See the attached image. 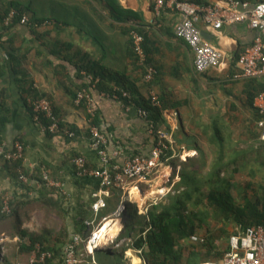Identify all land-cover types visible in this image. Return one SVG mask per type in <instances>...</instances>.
Listing matches in <instances>:
<instances>
[{
  "label": "crops",
  "instance_id": "crops-1",
  "mask_svg": "<svg viewBox=\"0 0 264 264\" xmlns=\"http://www.w3.org/2000/svg\"><path fill=\"white\" fill-rule=\"evenodd\" d=\"M118 1L123 8L140 12L144 20L142 25L149 31L150 38L146 40L148 57H140V60H148L156 70L158 69L157 76L153 80L154 86L150 91L138 78L141 76L138 70L141 72L143 67L140 70L138 63L136 64L127 54L126 38L120 34L117 26L119 23L110 22L108 15L109 22L98 23L104 30L95 32L102 37L107 46L106 52H103L104 50L94 42L93 38L78 31L76 33L63 22L59 26L60 30H55L51 24H45L37 27V34H33L24 25H19L16 29L18 31H15L22 33L14 35L12 45L20 48L21 54H28L27 60H24L25 69L33 77L35 86L41 94L47 95L45 99L57 108L63 122L73 125L76 130L79 129V134L76 133L74 137L53 134L41 128L40 123L29 112L12 64L8 65L7 56L0 53L4 66V73L0 77V102L9 109L10 116L3 148L12 151L17 141H20L19 138H22L24 169L30 173H33L37 167L46 169L51 178L63 183L62 190L46 185L38 186L35 182L25 187L15 179L14 168L7 169L1 166L0 196L6 194L13 198L17 195L19 198L17 203H19L24 199L31 198L32 201L33 197H37L35 188L45 193L48 191L49 193L46 194L48 200L51 201L53 198L59 202L67 214L70 239L64 245L63 254L66 245L75 235L85 239L106 217L114 213L127 196L126 192L119 188L106 189L104 195L107 206L96 212L93 209L96 200L94 193L101 190V180L80 174L79 167L74 162L75 158L82 156L86 158L89 167H102L98 152L93 146L92 134L88 129L90 118L83 108L75 105L68 88L69 86L76 88L78 82H81L78 76L81 72L72 61L66 59L65 54L68 53L74 60L79 61L81 53L77 51L80 49L90 50L92 58L98 60L104 69L114 74L118 73V78L134 79L137 82L134 92L138 99L143 98L151 105V92L154 91L159 95L161 103L163 99L165 100L167 108L162 112L164 124L159 128L167 129L172 133L171 148L174 156L186 161L188 158H197L200 153L206 158L205 172L208 169L219 168L223 177L236 183L238 192H235V196L239 201H245V197L251 200L260 198L264 201V141L258 126L261 102L258 96L253 103L249 99V93L258 90L259 84L264 79L235 77L239 71L240 54L253 44L259 31L245 22L226 24L216 29L200 21L198 26L203 38L217 48L221 63L206 72H198L195 67L194 49L176 35V26L181 20V15L177 11L164 7L158 12L154 0ZM202 1L208 2L198 3L220 2V0ZM28 4L35 12L33 0ZM65 28H70L68 31L70 33ZM69 42L74 43V46L66 50L65 44ZM150 64L147 66L150 67ZM107 83L108 87L112 85L111 82ZM91 97L93 105L98 110L100 130L106 137L108 151L111 154L120 152L115 157L117 163L122 165L136 155H151L155 146V140L149 131L152 121L139 114V109L142 107L133 101L127 102L112 97L106 91L95 90ZM158 185L153 184L154 187ZM47 188L54 189L55 194H51L54 191ZM32 203L35 207L22 203L18 207L21 210L20 215L13 217V220L19 218V226L30 232L41 233L43 228L38 229L39 225L33 223L36 209L40 204ZM82 218L87 232L78 230L80 224L77 226V221ZM14 237L19 243V236ZM7 244L6 241L2 245L6 258L10 262L18 263L16 259L9 257ZM41 249V245H38L33 253L41 257L42 254H39ZM110 251L113 256L114 252ZM47 252L53 253L50 250ZM95 255H97L96 260L98 259L101 264L99 252H95ZM64 256L62 262L66 264ZM32 258L33 256H30L29 262ZM55 263H57L56 259Z\"/></svg>",
  "mask_w": 264,
  "mask_h": 264
},
{
  "label": "trees",
  "instance_id": "trees-1",
  "mask_svg": "<svg viewBox=\"0 0 264 264\" xmlns=\"http://www.w3.org/2000/svg\"><path fill=\"white\" fill-rule=\"evenodd\" d=\"M83 1L93 10V12H95V14H97L101 22H109L107 18L108 15L111 19L110 22L119 23L117 26H119L120 34L126 38L125 43L127 54L135 60L136 64L138 63L137 66L140 70L143 67L141 72L138 70V72L141 73V76L138 78L143 83L144 87L150 91L154 86L153 80L157 76V72L150 81L146 79V74L148 73L147 64H150V61H141L136 50L135 33L142 36L143 40L141 42V47L144 50L145 56L148 57L146 40L150 38V34L142 25L144 20L141 13L132 9L123 8L118 0ZM195 1L208 2L202 0ZM249 1L264 2V0ZM12 9L17 10V14L14 16L13 20H11L10 24H6V18ZM24 16H27L28 21L23 22ZM62 22L65 23L64 25L67 27H71L76 33L78 31L80 34L93 38L94 42L104 50L103 52L108 50L107 46L101 39L102 37L88 29L86 30L83 26L77 27L75 23L62 21L54 16H38L36 12H33L30 4H24L16 0L6 3L0 0V53H3V56H7L8 65L12 64L16 74L17 83L22 88L29 112L33 118L37 115L34 110V102L47 98V95L44 93L41 94V91L35 86L33 77L28 70L25 69L24 60H27L28 54H21V49L12 45L14 44V35L20 33H15V31H18L16 29L19 25H24L27 26L33 34H37V27L45 24H51L54 26L55 30H60L59 26ZM65 29H67L68 32L70 28ZM71 33L73 32L71 31ZM65 46L66 50H69L74 46V43L69 42L65 44ZM77 53H81L79 61L74 60L73 56L68 53L65 54L66 59L72 61L82 74H78L81 82H78L79 84L76 88L68 87L72 94L69 95L73 97L75 105L83 108L86 111L88 118H90V126L88 127L90 132L91 126H96L100 130L97 115L98 110L96 109L94 116H91L88 111L87 99L82 98L79 101V95L87 92L92 94L95 90L100 92L106 91L113 97L114 94H117V98H120L122 101H133L138 106L147 109L150 113L148 119L152 121L156 128H159L164 124L162 120V112L167 108L164 99L161 107L153 106L152 104L150 105L149 102L143 100V98L138 99L134 92L137 85V82H135L134 79L130 78V80H125L121 77L118 78V73L115 72L114 74L110 70L108 71L104 69L103 65H101L98 60L92 58L90 50L85 51L80 49ZM149 66L152 65L150 64ZM3 67L0 58V77L4 73ZM97 80L98 82L95 83ZM107 82H111L112 85H109L108 87ZM125 91L128 93L127 96L124 95ZM263 92L264 81L259 84L258 90L256 89L249 93L251 103H253L256 96L261 95ZM30 99L31 101H29ZM52 107L54 115L59 119V122L79 134V129L76 130L73 125L63 122L57 108L54 106ZM259 114V119H261L264 114H262L260 109ZM9 121V109L0 102V167L4 166L7 169L14 168L15 179L18 180L20 185L25 187H27V185L19 179L20 171L27 173L32 179L40 178V180H42L44 173L51 176L46 169L42 170L40 167H37L33 173H30L24 169L22 165V157L17 160L6 158L1 152V147H3L6 140L5 130ZM39 121L44 123V125H47L50 123V118L45 112H40ZM260 133L262 135L261 130ZM19 140L24 144L22 138H19ZM166 157L170 158V164L174 168L173 175L166 185L170 191L167 192L163 201L151 204L146 213H139L137 203H133L132 206L128 208L125 227L120 234V237L131 238V241L128 245L125 244L122 247L123 251L127 250L128 246L141 249L142 256L148 264H201L205 261L218 260L228 251L229 237L233 232H229L227 226L232 225L239 228L238 230H245L247 227L253 225L264 226V201L260 198L251 200V198L248 197H245V201L243 202L241 200L239 201L235 196V192H238V186H236V183L223 177L221 175L222 171L219 168L208 169V171L205 172L206 158L202 154L199 153L197 158H188L186 161H183L180 160L179 156H174L173 150L170 146L164 159ZM42 183L44 184V182ZM44 186L45 184L43 187ZM35 189L37 191V197H33L32 201L31 198H29L24 199L23 202L19 201V203H17L19 199L17 195L13 198L11 197L10 213L3 210L6 194L0 196V227L3 228L0 232V236L5 232V229L2 226L5 221L10 219L13 220V217L20 215L21 210L18 207H20L22 203L23 205L28 204V206L33 205L35 207V204L32 203L35 202L43 207L46 206L49 212H55L61 217L62 226L60 227V230H57V232L54 233L53 230L43 229V232L41 233H34L26 228L13 225V233L11 235H18L20 238V242L18 243V254H31L36 250L38 245H41L42 249L39 254L47 252V250L53 252V256L47 258V264H54L55 259L57 260V263L55 264H64L62 262V257L64 255L63 248L65 243L70 239V231L68 229L69 224H67L66 220L67 214L59 202L55 201L53 198H51V201L48 200L49 198L46 196V194L49 193L48 191L45 193L41 189ZM108 189L111 188H107V190ZM48 190L54 191V189ZM51 194H55V191L51 192ZM53 196L55 195H52V197ZM17 220L20 219L17 218ZM210 222H215L217 225L222 224L219 228L220 230L217 231L219 233H214L212 231ZM79 224L80 226L78 230H85L87 232L83 218L77 221V226ZM90 229L88 231H90ZM203 229H207L205 234H201V230ZM195 234L204 235L205 242L193 241L192 236ZM224 237L227 239L226 241L221 244L216 243L219 238L223 239ZM98 252L100 256L103 254L101 264L124 263L114 262L109 249L97 250L96 253ZM16 261L18 260L16 259ZM28 264H31V261L28 262ZM34 264L40 263L36 262Z\"/></svg>",
  "mask_w": 264,
  "mask_h": 264
},
{
  "label": "built area",
  "instance_id": "built-area-1",
  "mask_svg": "<svg viewBox=\"0 0 264 264\" xmlns=\"http://www.w3.org/2000/svg\"><path fill=\"white\" fill-rule=\"evenodd\" d=\"M158 12L164 7H169L177 11L181 15V20L176 26V35L186 40V42L194 49L195 52V67L198 72H206L207 70L217 67L221 63V56L217 48L209 41L203 38L202 32L198 26L200 21L206 25L219 29L226 24L245 22L252 28L259 31L253 44L247 47L239 56L238 66L239 71L235 74L236 78H263L264 79V2H251L243 0H220L217 3H198L190 0H154ZM17 10L12 9L6 18V24H10ZM28 21L27 16L23 17V22ZM136 50L141 58L145 56L144 50L141 47L143 40L142 36L135 33ZM1 42V38H0ZM157 70L150 66L146 79H153ZM95 81V83H97ZM108 95H111L108 93ZM128 95L127 91L124 93ZM112 96V95H111ZM113 97V96H112ZM117 98L118 95L114 94ZM259 109L264 114V92L258 96ZM87 99L88 111L91 116H94L97 109L92 103L90 93H81V99ZM151 104L153 106H161L159 95L151 92ZM34 110L37 113L36 120L40 123L44 131L53 134H64L70 137L76 135L74 130L62 125L59 119L54 115L53 107L46 99L37 100L34 103ZM45 112L50 118V123L44 125L39 121V113ZM139 114L148 118L150 113L147 109L140 108ZM258 126L262 132V139L264 140V116L259 120ZM91 134L93 137V146L96 148L102 167L91 168L87 164L85 157L79 156L75 158L74 162L79 167V173L83 175H90L101 180V190L95 192V202L93 209L99 212L107 206L104 193L107 188L116 187L124 192L127 196L121 201L114 213L104 219V221L96 226L94 230L85 238L81 239L75 235L71 242L66 245L64 253V261L66 264H99L95 258V252L100 249L111 247L122 248L125 244H129V238H122L120 234L112 235L107 230L106 223L111 221L112 224L121 222L122 227H125V219L128 211L127 202H137L139 213H146L151 203H148L152 194L155 192L153 184L156 179H160L161 187L159 191L167 190V183L173 175L174 168L170 164V158L164 156L172 143V133L163 128H156L154 124L150 126V134L155 140V146L152 149L150 156H133L130 157L124 164H119L115 161V157L120 152L110 153L107 147V140L103 133L96 127L91 126ZM4 146V145H3ZM1 152L6 158L19 159L23 157L24 145L17 141L12 151H6L1 147ZM167 170L169 172H167ZM19 179L26 185H33L35 182L38 186L44 184L48 187H57L62 190L63 183L60 180L51 178L47 173H44L42 180L32 179L27 173L21 172ZM44 182V184L42 183ZM143 184L149 186V189H143ZM137 187L142 198L132 200L130 199V192L133 187ZM151 187L153 192H151ZM145 199L143 200V197ZM10 199L6 195L4 199L3 210L10 213ZM154 203H157L155 200ZM116 217V218H115ZM123 231V230H122ZM195 242H205V237L195 234L192 236ZM7 241V236L0 238V264H18L8 261L6 258L3 244ZM126 241V242H125ZM82 246V247H81ZM127 248H132L128 246ZM136 249V248H135ZM140 253V263L148 264ZM128 252V251H126ZM50 252L42 253V256L34 255L31 259V264L36 262L40 264H47V258L52 257ZM142 257V258H141ZM201 264H264V226L253 225L247 227L245 230H238L232 233L229 237V249L220 259L202 262Z\"/></svg>",
  "mask_w": 264,
  "mask_h": 264
},
{
  "label": "rangeland",
  "instance_id": "rangeland-1",
  "mask_svg": "<svg viewBox=\"0 0 264 264\" xmlns=\"http://www.w3.org/2000/svg\"><path fill=\"white\" fill-rule=\"evenodd\" d=\"M1 1L9 2L12 0H1ZM16 1H20L24 4L30 3V0H16ZM33 5L36 8L35 12L37 13L38 16H49V17L54 16L62 21L75 23L77 27L83 26L86 28V30L88 29L93 33L101 32L102 30H104L102 26L98 25V23H100L101 20L98 18L97 14H95V12H93V10L90 7H88V5L83 0H33ZM154 182H155V185L156 184H159V185L157 187H154L155 192L152 194V197L150 198L148 202L151 204H153L155 200L157 201V203L163 201L167 192L170 191L169 188L164 191L158 190L160 189L161 182H162L160 179H156ZM143 187H148L147 189L150 188L149 186L145 184H143ZM152 189L153 188L151 187V192H153ZM127 205H128V208L131 207L132 202L128 201ZM138 205L139 204H137V206ZM33 223L40 226V227L38 226V229L40 228L50 229V230H53L54 233H56L57 230H60V227L62 226V219L55 212H49L47 208L39 205V207H37L36 209V215H35V218L33 219ZM13 225L19 226L17 219L7 220L2 225L5 229V233L3 235H7L8 255L13 260L16 258L18 260L17 261L18 263L28 264L30 256H34L36 254L35 253L33 254L31 253L32 255L31 254H24V255L18 254L19 253L18 240H15V237L11 235L13 233V228H12ZM210 225L214 233H219L217 231L220 230L219 228L221 227L222 224L217 225V223L215 222H210ZM0 228H1L0 229V232H1L3 228L2 227ZM238 229L239 228L234 227L232 225L227 226V230L231 233L232 232L234 233ZM122 230H119L118 233L116 234L122 233ZM206 231L207 229L201 230V234H205ZM201 234H198V235H201ZM129 239L130 240L128 242L130 243L131 238ZM226 240L227 239H225V237L223 239L219 238L216 241V243L221 244ZM127 250L129 251L131 250V252L135 256L140 258V253H138L139 250L135 248H127ZM113 252L114 254L112 256V260H114V262L116 263L124 262L123 264H133V261L131 260V256L127 252L125 255V252L123 253V250L118 247H114ZM102 256L103 254L100 256V258H102Z\"/></svg>",
  "mask_w": 264,
  "mask_h": 264
},
{
  "label": "bare ground",
  "instance_id": "bare-ground-1",
  "mask_svg": "<svg viewBox=\"0 0 264 264\" xmlns=\"http://www.w3.org/2000/svg\"><path fill=\"white\" fill-rule=\"evenodd\" d=\"M142 196L138 190V188L135 186L132 188V191L130 192V199L135 200V199H140L141 200ZM145 199V196L143 197V200ZM107 230L110 232V234L115 235L118 233V231L121 229L122 224L121 222H117L115 224H112L111 221H107L106 223ZM131 256V260L133 261V264H138L140 263V258L135 256L131 250L127 252Z\"/></svg>",
  "mask_w": 264,
  "mask_h": 264
},
{
  "label": "clouds",
  "instance_id": "clouds-1",
  "mask_svg": "<svg viewBox=\"0 0 264 264\" xmlns=\"http://www.w3.org/2000/svg\"><path fill=\"white\" fill-rule=\"evenodd\" d=\"M133 203H137V202L135 201V202H133ZM133 203H132V204H133ZM132 248H133V247H132ZM106 249H109V250H112V251H113L114 248L112 249L111 247H108V248H106ZM120 249H122V248H120ZM126 251H129V250H125V251H123V253L125 252V255H126ZM125 257H126V256H125ZM143 258H144V257H143ZM138 264H140V263H138Z\"/></svg>",
  "mask_w": 264,
  "mask_h": 264
}]
</instances>
